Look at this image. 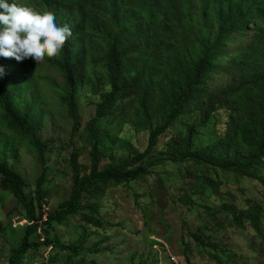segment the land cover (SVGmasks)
Returning a JSON list of instances; mask_svg holds the SVG:
<instances>
[{"label": "trees", "instance_id": "16d2710c", "mask_svg": "<svg viewBox=\"0 0 264 264\" xmlns=\"http://www.w3.org/2000/svg\"><path fill=\"white\" fill-rule=\"evenodd\" d=\"M26 7L51 12L58 26L71 28L72 36L59 54L45 56L43 64L60 78L53 84L59 106L72 120L71 135L78 134L88 151L84 165L80 153L72 150L67 162L69 195L54 210H45L50 141L36 132L42 126L39 96L34 91L30 98L22 96L30 85L12 73L13 67L24 66L26 72L32 67L0 57V124L8 132V137L0 136V190L14 199L23 221L14 228L0 224V235L12 246L7 264H23L29 251L40 246L69 252L67 263H72L91 230L104 229L102 201L107 190L145 179L161 162L192 160L197 174L206 177L201 188L193 184L195 196L231 181V174L264 184V0H32ZM95 65L103 67L102 75H87V66ZM222 71L229 81L212 91L210 80ZM85 86L98 101L81 130L76 102ZM195 106L198 119L171 137L169 148L157 152L158 139ZM221 111L227 115L225 131L197 145L200 129ZM106 118L146 132V149L139 151L101 129ZM101 132L120 152L107 155ZM9 144V153L21 147L33 156L39 175L32 190L6 160L3 148ZM106 159L110 165L102 164ZM207 210L217 225L222 214L233 227L250 226L263 233L259 205L243 209L223 202L218 210ZM69 219L82 230L76 243L56 233ZM192 236L204 246L202 237ZM103 241L96 243L95 253L102 251Z\"/></svg>", "mask_w": 264, "mask_h": 264}, {"label": "rangeland", "instance_id": "374dc122", "mask_svg": "<svg viewBox=\"0 0 264 264\" xmlns=\"http://www.w3.org/2000/svg\"><path fill=\"white\" fill-rule=\"evenodd\" d=\"M30 1L15 0L21 6H27ZM248 34L252 35L253 32ZM24 61L18 62V65L31 66L30 71L26 72L24 66H17L13 67L12 73L17 76V80L21 79L30 85L22 96L30 98V91L39 96L37 103L40 105L38 113L42 126L36 132L41 140L50 141L51 148L46 153L50 173L47 176L48 204L45 210H54L69 195L71 178L67 162L72 150L80 153L79 161L86 165L88 149L83 146L78 134L71 135L72 120L59 106L53 86L60 83L55 71L44 67L43 60L37 64L33 59ZM103 72L101 65L86 68V74L92 77L101 76ZM228 81L229 76L225 71L218 73L210 80L211 90L221 88ZM97 101L98 96L92 95L87 86L79 91L76 110L81 130L93 117ZM219 114L200 129L196 136L197 145L210 143L225 131L227 115L222 111ZM198 117L196 106L186 111L173 128L158 139L157 152L169 148L171 137L184 133L187 124ZM100 128L119 140L128 141L139 151L147 147V133L128 123L106 118ZM100 135L105 140L104 148L108 156L120 152L121 149H113L106 133L101 132ZM0 136L8 137L2 124ZM9 146L3 148L6 160L23 176L29 190H32L39 175L33 156L21 147L17 148L16 153H9ZM102 164L110 165V159L102 161ZM196 169L192 160L182 164L161 162L145 179L108 189L102 201L101 217L106 222L104 229L91 230L92 236L80 242L79 253L72 256V263H67L69 252L40 246L29 251L23 264H173V258L178 264H264V184L231 174V181L224 180L206 189L204 196H195L193 184L198 183L201 188L206 180L205 176L197 174ZM262 176L264 178V172ZM223 202L234 203L243 209L251 205L261 206L262 235L250 226L245 229L231 226L222 214H218V223L221 224L214 223L207 209L218 210ZM18 213L14 199L0 190L1 226L10 224L14 228L20 225L18 223L23 221ZM77 225L79 223L76 220L69 219L56 228V233L63 241L76 243L82 234ZM192 235L202 237L204 246H198ZM103 238L100 244L102 251L95 253L94 246ZM207 238H210L209 242ZM214 245H217V250L213 248ZM11 249L8 237L0 235V264H7Z\"/></svg>", "mask_w": 264, "mask_h": 264}, {"label": "clouds", "instance_id": "9594fccd", "mask_svg": "<svg viewBox=\"0 0 264 264\" xmlns=\"http://www.w3.org/2000/svg\"><path fill=\"white\" fill-rule=\"evenodd\" d=\"M71 36L70 26H58L53 13L36 12L15 0H0V57L17 62L33 59L37 64L45 56L58 55ZM3 74L0 67V77Z\"/></svg>", "mask_w": 264, "mask_h": 264}, {"label": "built area", "instance_id": "2783aa9c", "mask_svg": "<svg viewBox=\"0 0 264 264\" xmlns=\"http://www.w3.org/2000/svg\"><path fill=\"white\" fill-rule=\"evenodd\" d=\"M172 262L174 263V264H178V262L173 258L172 259Z\"/></svg>", "mask_w": 264, "mask_h": 264}]
</instances>
